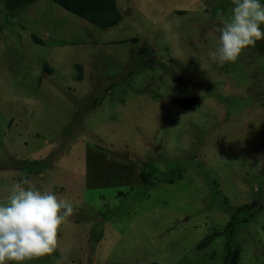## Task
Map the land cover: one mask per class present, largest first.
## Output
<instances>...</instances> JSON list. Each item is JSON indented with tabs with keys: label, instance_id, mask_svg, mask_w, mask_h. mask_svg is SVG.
<instances>
[{
	"label": "rangeland",
	"instance_id": "rangeland-1",
	"mask_svg": "<svg viewBox=\"0 0 264 264\" xmlns=\"http://www.w3.org/2000/svg\"><path fill=\"white\" fill-rule=\"evenodd\" d=\"M117 4L102 29L0 0V203L21 183L73 205L55 250L25 264H224L228 244L264 264V40L220 64L233 0ZM187 96L196 109L172 105ZM234 214L250 219L226 235Z\"/></svg>",
	"mask_w": 264,
	"mask_h": 264
},
{
	"label": "clouds",
	"instance_id": "clouds-1",
	"mask_svg": "<svg viewBox=\"0 0 264 264\" xmlns=\"http://www.w3.org/2000/svg\"><path fill=\"white\" fill-rule=\"evenodd\" d=\"M233 4L231 17L221 18L219 44L211 54L220 64L237 61L245 48L264 40V0ZM72 213L73 205L54 192L13 184L7 202L0 203V264H25L53 252L58 231Z\"/></svg>",
	"mask_w": 264,
	"mask_h": 264
},
{
	"label": "trees",
	"instance_id": "trees-1",
	"mask_svg": "<svg viewBox=\"0 0 264 264\" xmlns=\"http://www.w3.org/2000/svg\"><path fill=\"white\" fill-rule=\"evenodd\" d=\"M4 5L5 9L14 15L18 12L20 8H25L30 4H33L40 0H1ZM57 5L64 7L65 9L71 11L72 13L82 17L83 19L87 20L88 22L102 28V29H110L115 27L119 24L122 19V12L120 11L117 0H50ZM36 42L42 43V40L37 36H34ZM79 69L82 68L80 64L77 65ZM45 68L51 72L52 69L46 64ZM81 72V71H80ZM81 73L77 76L78 80L82 78ZM111 88L115 86L114 83L111 84ZM110 88V90H111ZM109 90V91H110ZM100 103V99H96L94 104L91 107H95L97 104ZM172 105H176L186 109H196L200 104V98L198 96H187L182 98H177L172 100ZM44 162V161H43ZM42 162V163H43ZM22 166L21 169L29 170L30 173L40 174L43 173L45 170L42 171L41 163L34 161L32 166L27 162H21ZM45 164V162H44ZM38 165V167H35ZM44 166V165H43ZM20 169V168H19ZM28 171V172H29ZM34 171V172H33ZM143 178L147 183L152 182L150 178L152 177L151 172H143ZM170 182V180H167ZM173 182V180L171 181ZM153 183V182H152ZM250 207V205H244L238 208V211H242L245 208ZM253 214H251L252 216ZM237 214L233 215V218L228 222L226 226V235L232 232L233 228L237 225L238 222H246L249 221L250 217L246 216L241 221H237ZM220 232H215L210 235L205 236L202 241L198 244V249H204L208 247L213 241L216 240V237L219 236ZM242 255V249L239 246H232L227 245L226 247V254H225V263L224 264H240Z\"/></svg>",
	"mask_w": 264,
	"mask_h": 264
}]
</instances>
